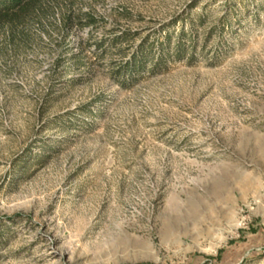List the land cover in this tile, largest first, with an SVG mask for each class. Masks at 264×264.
<instances>
[{"label": "rangeland", "instance_id": "374dc122", "mask_svg": "<svg viewBox=\"0 0 264 264\" xmlns=\"http://www.w3.org/2000/svg\"><path fill=\"white\" fill-rule=\"evenodd\" d=\"M70 1L0 43V264H264V0Z\"/></svg>", "mask_w": 264, "mask_h": 264}, {"label": "trees", "instance_id": "16d2710c", "mask_svg": "<svg viewBox=\"0 0 264 264\" xmlns=\"http://www.w3.org/2000/svg\"><path fill=\"white\" fill-rule=\"evenodd\" d=\"M66 1L71 2L70 0H0V43L25 40L28 37V29L34 24L41 27L47 24L55 25L65 31L74 22L84 23L78 14L73 13ZM94 21L95 19L88 14L85 24ZM185 37L186 31L182 28L175 37L168 32L161 40L151 42L143 40L130 58L114 70V78L121 86L130 87L145 71H157L168 59H181L188 52ZM127 39V37L121 38L119 42ZM189 40L192 41V38L189 37ZM71 57L75 61H81L78 54H72Z\"/></svg>", "mask_w": 264, "mask_h": 264}]
</instances>
